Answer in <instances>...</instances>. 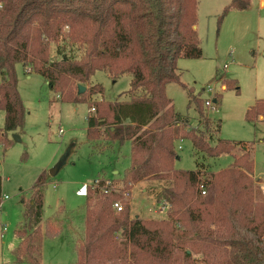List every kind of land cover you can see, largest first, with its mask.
I'll return each instance as SVG.
<instances>
[{
	"label": "trees",
	"instance_id": "trees-1",
	"mask_svg": "<svg viewBox=\"0 0 264 264\" xmlns=\"http://www.w3.org/2000/svg\"><path fill=\"white\" fill-rule=\"evenodd\" d=\"M249 4L231 0L229 8L242 11ZM197 5V0H0V143L8 146L7 134L24 124L16 73L21 64L26 72L40 75L58 101L94 108L86 129L93 148L99 140L130 143L122 190L147 180L171 183L156 194L158 203L170 206L167 221L131 219L128 203L121 202L120 212L113 208L118 196L88 190L75 264H264V195L251 179L249 144L212 140L221 121L205 117L206 100L192 90L188 107L197 113L196 128L188 127L187 118L166 96L168 84L185 89L178 60L202 56L195 29ZM51 44H58L59 59H51ZM99 71L113 78L130 75L127 97L90 103L103 92L98 84L87 88ZM79 86L85 91L80 93ZM218 105L216 97L214 107ZM262 115L264 102H257L245 119L253 122ZM179 139L208 158L230 155L233 162L218 173L203 164L192 171L175 170L179 157L174 144ZM47 180L39 175L29 200L21 202L16 262L40 264L43 237L57 236L50 224L44 233L40 228ZM1 196L0 177V205Z\"/></svg>",
	"mask_w": 264,
	"mask_h": 264
},
{
	"label": "rangeland",
	"instance_id": "rangeland-1",
	"mask_svg": "<svg viewBox=\"0 0 264 264\" xmlns=\"http://www.w3.org/2000/svg\"><path fill=\"white\" fill-rule=\"evenodd\" d=\"M197 1L196 33L202 56L178 60L179 80L185 89L175 83L168 84L166 95L172 100L175 111L187 118L189 128L197 127L198 116L193 106L188 107V90L205 100L212 97L214 101L217 97L219 105L215 110L204 107L207 119L221 121L220 131L218 135L212 134V140L220 138L249 144L250 159L254 163L251 179L264 195V115L255 120L263 122L245 119L250 107L264 102V6H259L264 0H250L247 9L242 11L230 9L231 0ZM58 44L50 46L52 60L59 59L55 55ZM72 54L79 56L77 52ZM16 73L25 117L16 134L19 141L7 134L8 141L11 140L9 145L4 147L0 143L2 194L8 196L0 205V264H25L15 260L14 250L19 243L15 231L22 227L21 202L29 200L30 190L41 174L49 180L43 190L40 228L44 233L50 224L57 230V236L43 237L40 264L76 263L75 246L83 237L86 203V198L77 196L76 191L95 180H107L121 188L112 194L120 199L115 202L129 204L131 219L138 214L145 221L168 220L170 206H167V218L157 219L158 206L154 202H157L156 194L171 183L147 180L122 190L121 180L130 167L129 142L108 144L99 140L94 144L95 149L87 142V117L94 114L89 112L91 105L58 101L45 80L35 73L26 74L21 64L17 65ZM230 80L231 88H227ZM130 81V75L113 78L104 71L96 72L87 88L98 84L103 92L91 97L90 103L123 100ZM3 115L0 112V139ZM59 130H62L61 137ZM179 145L181 149H177ZM175 146L179 157L174 162L176 170L192 171L203 164L207 171L218 173L233 162L230 155L208 158L196 151L188 140L176 141ZM145 189L147 194L143 192ZM149 209L152 212L148 215Z\"/></svg>",
	"mask_w": 264,
	"mask_h": 264
},
{
	"label": "built area",
	"instance_id": "built-area-1",
	"mask_svg": "<svg viewBox=\"0 0 264 264\" xmlns=\"http://www.w3.org/2000/svg\"><path fill=\"white\" fill-rule=\"evenodd\" d=\"M209 90L211 91L212 93V90L211 88H209ZM205 108H210L212 110H215L214 108V101L212 99V97L210 99H207L205 101ZM90 112H94V108L92 107L90 110ZM59 136L61 137L62 136V130H59ZM98 190L102 193H112V192H115V193H118L119 192V189L121 190L120 187H114L110 181H107V180H95L91 185H87V184H84L82 185L77 191H76V195L77 196H80V197H86L87 195V192L88 190ZM8 199V196L6 195H2L1 196V203L2 201H5ZM169 206L166 202H162L158 205V209L157 211H155V213H159V214H166V211L168 209ZM113 208L116 210V212H120L122 210V205L120 202H115L113 204ZM152 210H149V213H151ZM154 212V211H153Z\"/></svg>",
	"mask_w": 264,
	"mask_h": 264
},
{
	"label": "crops",
	"instance_id": "crops-1",
	"mask_svg": "<svg viewBox=\"0 0 264 264\" xmlns=\"http://www.w3.org/2000/svg\"><path fill=\"white\" fill-rule=\"evenodd\" d=\"M260 4H259V6L260 7H263L264 6V2L263 1H260L259 2ZM195 29H196V26H195ZM177 65H178V62H177ZM24 68V67H23ZM26 72V71H25ZM30 73H33V72H29V70L26 72V74H30ZM178 74H179V69H178V72H177ZM179 77H180V75H179ZM0 82H1V77H0ZM46 82V81H45ZM167 96V95H166ZM90 112V111H89ZM4 113V112H3ZM94 113V112H93ZM3 121H4V115H3ZM255 122H263V121H255ZM1 132H2V129H1ZM14 134H18V132L17 133H13V134H11V135H14ZM178 141H182V139H179ZM176 143V142H175ZM175 145V144H174ZM177 149H181V146L179 145L178 147H177ZM175 150H176V146H175ZM176 170V169H175ZM113 174L115 175V174H117V172L116 171H113ZM145 182H148V181H142V182H140V183H138V184H141V183H145ZM137 184V185H138ZM144 193H146L147 194V191H146V189L143 191ZM3 195V194H2ZM160 203H162V202H160ZM160 203H158V202H154V204H157V206L160 204ZM151 209V208H150ZM149 209V210H150ZM149 210H148V215L150 214L149 213ZM154 213V212H153ZM155 215H158L157 217V219H162V220H165L166 218H167V215L166 214H159V213H155ZM140 219L141 218V216H139L138 214L134 217V219ZM42 223V222H41ZM41 256H42V249H41Z\"/></svg>",
	"mask_w": 264,
	"mask_h": 264
},
{
	"label": "water",
	"instance_id": "water-1",
	"mask_svg": "<svg viewBox=\"0 0 264 264\" xmlns=\"http://www.w3.org/2000/svg\"><path fill=\"white\" fill-rule=\"evenodd\" d=\"M85 89H86L85 87H83V86H79V92H80V93L84 92ZM12 139H13V140H16V141H19V137H18L16 134L12 135ZM51 174H53V172H51Z\"/></svg>",
	"mask_w": 264,
	"mask_h": 264
}]
</instances>
